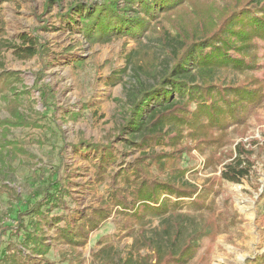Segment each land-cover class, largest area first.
<instances>
[{"label": "trees", "instance_id": "1", "mask_svg": "<svg viewBox=\"0 0 264 264\" xmlns=\"http://www.w3.org/2000/svg\"><path fill=\"white\" fill-rule=\"evenodd\" d=\"M120 1L125 3L123 16L116 10ZM216 2L74 3L72 11L75 10L79 19L68 20L71 25L80 26V33L90 41L106 43L113 38L127 37L139 42L151 32L165 46L164 62L160 64L162 74L153 87L131 96L132 112L123 128L131 136V146L145 149L129 170L111 173L109 167L119 160L111 148L102 151V145L84 143L98 153V162L94 165L98 183L109 177L115 185L123 183L124 186L116 189L110 200L99 199L96 207L86 214L79 213L80 217L74 220L66 218L68 186L58 180L39 186L34 191L38 200L18 212L16 226L0 225V238L8 234L21 237L19 247L12 244L0 251V264H54L47 256L57 246L67 248L62 261L83 264L80 248L113 214L124 216L134 240L125 258L112 248L103 250L105 258L101 264H204L203 257L197 259L203 242L200 237L216 240L220 234L243 223L239 214L230 208L229 199L222 204L217 195L224 183L241 184L251 176L256 163L254 156L264 158V140L242 141L247 138L252 118L264 108V81L258 85L241 81L242 76L255 68L252 60L255 54L251 53L259 50L264 54V0H229L227 8L234 3L239 5L229 16H225L228 10ZM216 14L221 17L220 25ZM158 17L170 21V31L158 30L152 25L151 21ZM202 17L208 19L211 30L200 26ZM189 21L192 26L187 24ZM215 21L217 30L213 31ZM3 29L4 22L0 19V35ZM21 40L22 45L17 46L1 39L0 58L3 50L10 48L19 59L38 54L45 57L44 48L40 52L35 40L29 36ZM16 75L5 71L0 61V94L10 87V77ZM39 82L40 79L36 85ZM40 95L44 108L53 109L50 89L40 88ZM8 110L9 123H29L12 104ZM29 124L36 126L35 120ZM184 131L186 136L179 138ZM195 139L198 143L192 148L183 145V140ZM162 145L170 147L171 152H156L155 148ZM15 148L16 144L3 142L0 160L5 152L15 159ZM193 148L201 153L210 148L208 166L213 167V174L221 167L220 174L208 178L200 190L184 181L185 175L195 170V167H182L184 159L192 157ZM5 159L6 156L4 166L8 167ZM10 177L0 167V192L17 201V192L4 184L13 181ZM259 217L264 224V215ZM154 220L159 221L158 226L147 229ZM53 229L54 238H51L49 231Z\"/></svg>", "mask_w": 264, "mask_h": 264}, {"label": "rangeland", "instance_id": "2", "mask_svg": "<svg viewBox=\"0 0 264 264\" xmlns=\"http://www.w3.org/2000/svg\"><path fill=\"white\" fill-rule=\"evenodd\" d=\"M216 1L221 8L228 10L225 16L239 6L234 3L227 8L229 0ZM75 2L86 5L101 0H0V19L4 22L0 40L21 46V38L29 36L36 41L40 52L42 48L45 50L44 58L38 54L19 59L13 48L4 49L0 58L5 71L17 73L8 80L10 87L0 94V145L3 142L17 145V157L9 158L5 152V163L9 166H4L3 156L0 167L13 178L4 184L18 195L16 201L0 192L2 227L16 226L18 212L34 204L38 200L34 196L35 189L49 181L58 180L69 187L70 195L65 197L67 219L74 220L80 217L79 213L86 214L98 205L99 199L110 200L113 192L124 184L115 185L109 177L98 183L94 169L98 153L89 150L85 144L102 145V151L111 148L119 159L109 167L111 173L129 170L145 149L131 146V136L123 128L132 112L131 96L141 89L153 87L162 74L160 64L164 62L165 46L158 35L153 37L151 32L139 42L127 37L113 38L106 43L90 41L80 33V26L71 25L68 20L70 17L79 19L75 10L72 11ZM124 7V1L116 7L122 16ZM202 18L200 26L211 30L208 19ZM155 20L151 23L158 30L170 31L172 28L168 20L159 17ZM187 24L192 26L191 21ZM216 24L217 21L213 22V31L217 30ZM253 53L255 68L242 76L241 81L258 85L264 81V54L259 50ZM137 58L138 62L133 64ZM38 79L40 82L36 85ZM42 87L50 89L53 109L44 108L40 95ZM10 104L29 123L35 120L37 128L26 122L20 125L9 123ZM186 134L184 131L179 138ZM249 140H264V108L252 118L247 138L242 139L244 142ZM182 142L192 148L198 139ZM155 151L170 153L171 148L162 145ZM204 152L193 148L192 157H186L182 163L183 168L195 167L185 175L184 181L199 190L208 178L218 176L221 171L219 166L218 172L213 174V167L208 166L212 151L206 148ZM254 158L256 163L248 179L241 184L224 183L221 186L222 191L217 195L219 202L223 204V200L229 199L230 208L239 214L243 223L230 228L226 234H220L216 240L204 235L200 237L203 242L197 259L203 257L204 264L264 262V224L259 217L264 215V158ZM126 222L124 216L113 214L93 232L88 243L80 248L83 264H101L105 258L101 252L111 248L125 258L134 240ZM158 224L159 221L154 220L146 228H156ZM54 233L55 229L49 231V237L54 238ZM20 241L21 237L8 234L0 238V251L12 244L19 247ZM66 250V247L57 246L47 257L54 264H67L62 261Z\"/></svg>", "mask_w": 264, "mask_h": 264}]
</instances>
